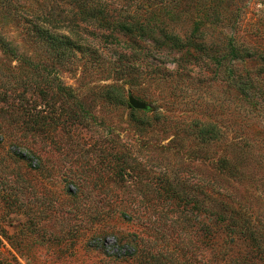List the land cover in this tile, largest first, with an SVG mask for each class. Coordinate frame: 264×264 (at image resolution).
<instances>
[{
  "label": "rangeland",
  "instance_id": "rangeland-1",
  "mask_svg": "<svg viewBox=\"0 0 264 264\" xmlns=\"http://www.w3.org/2000/svg\"><path fill=\"white\" fill-rule=\"evenodd\" d=\"M0 35V264H264V0H0Z\"/></svg>",
  "mask_w": 264,
  "mask_h": 264
},
{
  "label": "trees",
  "instance_id": "trees-1",
  "mask_svg": "<svg viewBox=\"0 0 264 264\" xmlns=\"http://www.w3.org/2000/svg\"><path fill=\"white\" fill-rule=\"evenodd\" d=\"M39 36L42 38V39H45L46 42H48L50 45L53 46V48L55 49H59L61 48V43H64L57 35H54L52 32H50V29L47 28V27H38V29H36ZM67 44V42H66ZM0 45L2 47V49H4L5 51H7L8 53L10 54H13V55H16L17 52H16V49L15 47H13L7 40H5L1 35H0ZM229 48H230V54L232 57H237L239 54H240V51L239 49L232 43L230 42V45H229ZM59 55H63L61 52H59ZM69 94V93H67ZM27 115L29 116H32L30 113H27ZM24 129H22V132H32V134L35 132V130H37L35 127H36V124H37V121H33L32 119H30L29 121H24ZM24 138H26L25 136H23ZM26 140H29V139H26ZM21 158H26L27 157V154L26 153H23V154H20Z\"/></svg>",
  "mask_w": 264,
  "mask_h": 264
},
{
  "label": "water",
  "instance_id": "water-1",
  "mask_svg": "<svg viewBox=\"0 0 264 264\" xmlns=\"http://www.w3.org/2000/svg\"><path fill=\"white\" fill-rule=\"evenodd\" d=\"M127 99H128L129 105L132 108L141 109V110H144V111L148 110L147 104L145 102L135 98L132 94L129 93L128 96H127Z\"/></svg>",
  "mask_w": 264,
  "mask_h": 264
}]
</instances>
